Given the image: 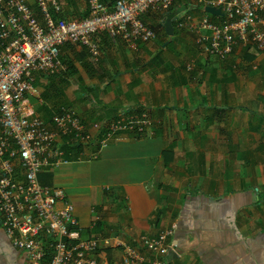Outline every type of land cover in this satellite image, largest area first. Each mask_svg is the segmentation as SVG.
Wrapping results in <instances>:
<instances>
[{"label": "crops", "instance_id": "crops-1", "mask_svg": "<svg viewBox=\"0 0 264 264\" xmlns=\"http://www.w3.org/2000/svg\"><path fill=\"white\" fill-rule=\"evenodd\" d=\"M174 1L169 15H143L153 40L131 47L100 35L96 60L66 43V70L34 75L29 101L46 123L51 109L72 108L93 138L97 122L124 109H145L150 120L142 135L116 134L96 159L93 144L81 159L69 146L76 158L43 168L39 181L64 190L84 237L104 239L101 260L119 259L116 240L170 229L175 248L164 264H264V57L241 43L223 58L206 54L196 26L222 15ZM62 13L85 17L87 0H63ZM25 262L0 226V264Z\"/></svg>", "mask_w": 264, "mask_h": 264}, {"label": "built area", "instance_id": "built-area-1", "mask_svg": "<svg viewBox=\"0 0 264 264\" xmlns=\"http://www.w3.org/2000/svg\"><path fill=\"white\" fill-rule=\"evenodd\" d=\"M195 1L219 9L223 17L221 24L207 16L197 24L203 52L223 58L241 43L254 45L264 57V0ZM34 4L0 0V226L11 245L25 253V264H164L175 248L170 229L116 240L119 259L101 260L98 251L104 239L84 237L64 190L39 181L43 168L71 161L59 139L78 145L79 158L93 144L96 150L89 157L96 159L116 134L142 135L150 123L146 110L124 109L97 122L93 139L74 109H51L49 124L36 114L29 95L36 94L35 74L48 77L66 70L62 45H80L96 60L100 35L131 47L149 42L156 32L143 15L166 13L173 0H87L82 18L63 16V0Z\"/></svg>", "mask_w": 264, "mask_h": 264}, {"label": "water", "instance_id": "water-1", "mask_svg": "<svg viewBox=\"0 0 264 264\" xmlns=\"http://www.w3.org/2000/svg\"><path fill=\"white\" fill-rule=\"evenodd\" d=\"M206 10L210 11V12H213V13H219L221 14L220 10L217 9V8H214V7H210V6H207L206 7ZM172 18L171 17H167L165 20H164V28H165V32L168 34V35H171L172 34Z\"/></svg>", "mask_w": 264, "mask_h": 264}, {"label": "trees", "instance_id": "trees-1", "mask_svg": "<svg viewBox=\"0 0 264 264\" xmlns=\"http://www.w3.org/2000/svg\"><path fill=\"white\" fill-rule=\"evenodd\" d=\"M175 3V1L173 0V4ZM173 4H172V6L168 9V11L166 12L167 13V15H169V14H171L173 11V8H174V6H173ZM69 146H71V148L73 147L74 149H79L80 147L78 146V145H68V143L66 144V145H64L63 147L65 148L66 147V156H68L69 157V159H75L76 158V153L73 155V156H69V151H68V149H69ZM81 149V148H80ZM68 151V152H67ZM71 157V158H70Z\"/></svg>", "mask_w": 264, "mask_h": 264}, {"label": "clouds", "instance_id": "clouds-1", "mask_svg": "<svg viewBox=\"0 0 264 264\" xmlns=\"http://www.w3.org/2000/svg\"><path fill=\"white\" fill-rule=\"evenodd\" d=\"M150 26V25H149Z\"/></svg>", "mask_w": 264, "mask_h": 264}, {"label": "rangeland", "instance_id": "rangeland-1", "mask_svg": "<svg viewBox=\"0 0 264 264\" xmlns=\"http://www.w3.org/2000/svg\"><path fill=\"white\" fill-rule=\"evenodd\" d=\"M154 29V28H153Z\"/></svg>", "mask_w": 264, "mask_h": 264}]
</instances>
